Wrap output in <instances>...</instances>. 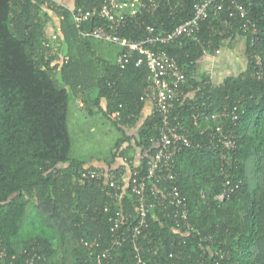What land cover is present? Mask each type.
<instances>
[{"label":"trees","instance_id":"16d2710c","mask_svg":"<svg viewBox=\"0 0 264 264\" xmlns=\"http://www.w3.org/2000/svg\"><path fill=\"white\" fill-rule=\"evenodd\" d=\"M103 1L71 0L69 8L86 15L100 9ZM239 1L257 28L253 47L243 41L244 72L226 77L219 85L195 72L207 42L212 50L236 39L235 32L220 39L211 30L227 17L226 12L210 25L201 23L198 43L181 39L162 47L185 74L180 85L183 96L172 105L169 122L182 124L193 144L177 155L175 168L190 228H178L170 209L155 206L148 228L139 235V256L145 264H264V0ZM198 2L182 0L174 14L162 7L144 22L154 25L155 31L170 32L193 16ZM40 4L0 0V264H97V255L110 246V217L120 211L129 230L135 222L137 197L130 191L129 178L122 182L119 202L106 195L104 186L75 181L86 164L71 155L70 101L81 99L90 114L101 112L110 120L112 112L123 107V119L113 120L122 137L110 160L104 161L105 168L122 175L127 165L132 173L145 176L161 120L151 113L137 133L129 135L127 127L137 123L147 103L140 100L149 76L144 61L137 65L141 56L134 53L121 66L117 60L125 49L118 45L115 62L101 58L93 40L80 32L91 28L96 18L77 28L66 6L55 1L48 12ZM48 23L55 31L48 29ZM126 28L120 34L126 40L138 41L145 35L134 23ZM53 32L57 40L49 46ZM256 55L260 76L254 65ZM225 109L235 110L238 116L235 122L230 118L223 122L237 142L225 158L230 163L226 167L229 185L220 173L222 150L210 142V131L195 125L197 119L204 127L202 115ZM134 150L139 151L138 165H134ZM118 158L121 167L114 166ZM152 188L162 190L148 181L147 189ZM230 188L234 191L220 202L217 197ZM100 263L136 264L132 242H124L112 259Z\"/></svg>","mask_w":264,"mask_h":264},{"label":"built area","instance_id":"2783aa9c","mask_svg":"<svg viewBox=\"0 0 264 264\" xmlns=\"http://www.w3.org/2000/svg\"><path fill=\"white\" fill-rule=\"evenodd\" d=\"M38 1L41 3L42 10L48 12L50 10L51 12L54 9L52 2L55 3V0ZM103 2L104 4L100 9L93 10L86 15L71 11L73 21L76 27L80 28L83 22L96 18L92 27L87 31H80L81 34L91 40L123 47L125 51L121 53L117 60L121 66L128 62L132 54L137 53L141 56V59L137 61V65L144 61L149 76L140 100L152 105V113L159 116L161 127L158 137L153 140L155 150L147 161L145 176H140L138 171L133 173L130 171V191L137 197L135 222L127 230L124 228V219L120 211L115 212L110 217V246L97 255V264H101V260L112 259L113 252L128 240L133 244L136 264H145L139 256L141 251L138 244L139 235L148 228V216L155 206L170 209L178 228H190L187 204L176 183L175 168L177 155L185 149L192 148L193 144L188 131L182 124H171L169 122L172 105L183 96L180 85L185 80V74L184 68L162 47L172 45L181 39H190L198 43L201 23L208 21L209 25L212 24L213 21L218 19L221 12H226L227 17L219 21L218 27L211 26L214 35L220 37V39L231 32H235L236 38L243 39L244 42H248L253 47L256 41L257 28L248 18L245 6L239 0H199L193 10V16L179 23L170 32H163L161 29L155 31L154 25L146 24L144 21H150L154 18L162 10V7H166L169 13L174 14L182 6V0H104ZM171 19H174V17L171 16ZM132 23H134L135 28H142L145 31L144 37L138 41L126 40L120 36L127 29V25ZM56 40L57 35L53 32L49 39V46H53L52 43ZM206 45L203 55H218L220 53L218 48L209 50L211 47L210 42H207ZM254 60L256 75L260 76L262 69L259 56H254ZM190 64L192 65V63ZM122 109L123 107L119 105L112 112V120L120 122L123 119ZM128 117L135 118L133 115ZM229 118L231 122L238 119L235 110L228 111L225 109L217 114L202 115L201 123L204 127L199 126L197 119L195 120L197 128L200 127L203 132L210 131L212 145L220 147L222 150L223 164L220 173L224 175L226 180L230 177L226 170V167L230 164L229 161H225L226 153L237 148L235 137L227 132L223 126L224 120ZM75 181L96 183L100 187L104 186L107 189L106 195L115 202L120 201L124 190V185L122 186L124 175L119 171L105 167H85L78 170ZM148 181L154 185L158 184L162 187V190H159V193L155 192L153 188L148 190ZM226 184L229 185L228 180ZM147 191H150L153 199ZM233 191V188L225 189L217 199L223 202L229 198L230 193ZM160 193L161 196H159ZM82 243L86 247H93V243L86 241H82ZM201 248L203 249V247Z\"/></svg>","mask_w":264,"mask_h":264},{"label":"rangeland","instance_id":"374dc122","mask_svg":"<svg viewBox=\"0 0 264 264\" xmlns=\"http://www.w3.org/2000/svg\"><path fill=\"white\" fill-rule=\"evenodd\" d=\"M92 45L101 58L116 61L120 51L118 45L97 40H93ZM68 126L72 141L71 155L85 164L110 160L115 143L122 137L113 120L107 119L101 112L90 114L80 111L74 99L70 101Z\"/></svg>","mask_w":264,"mask_h":264},{"label":"crops","instance_id":"0c3cea01","mask_svg":"<svg viewBox=\"0 0 264 264\" xmlns=\"http://www.w3.org/2000/svg\"><path fill=\"white\" fill-rule=\"evenodd\" d=\"M57 3L64 5L66 7L71 6V0H56ZM52 21L54 25L57 23V20L53 14ZM51 22V23H52ZM51 27V24L48 23V29ZM53 28V27H52ZM57 29V28H56ZM54 30L55 29H49ZM220 53L218 55L213 54H204L199 61L196 63V74L198 76H207L209 81L213 85H219L222 83V81L232 75H237L242 72H244L247 68V61L245 56V45L243 43V40L241 38H236L229 44L225 45L220 49ZM75 103L77 105V108L80 111H87L83 107V102L81 99H75ZM101 106H104V101L101 102ZM70 110V109H69ZM152 113V105L150 103H145L141 112L139 113V116L137 118V123H134V126L127 127V133L129 135H135L137 133V130L139 126L142 124V122L145 120V118ZM134 156V165L135 162L137 163L139 161V151L134 150L132 151ZM105 167L104 162L95 161L92 164H86L85 167ZM114 166L121 167L123 166V163L121 162V159L118 158L115 161ZM124 178L125 182L128 180L130 175V169L127 165H124ZM125 183V187H126Z\"/></svg>","mask_w":264,"mask_h":264},{"label":"clouds","instance_id":"9594fccd","mask_svg":"<svg viewBox=\"0 0 264 264\" xmlns=\"http://www.w3.org/2000/svg\"><path fill=\"white\" fill-rule=\"evenodd\" d=\"M55 1H56V0H55ZM67 8H69V7H67ZM69 10L72 11L71 8H69Z\"/></svg>","mask_w":264,"mask_h":264}]
</instances>
